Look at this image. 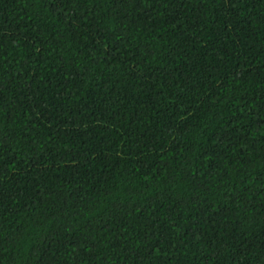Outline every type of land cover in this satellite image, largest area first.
I'll return each instance as SVG.
<instances>
[{"label": "trees", "instance_id": "16d2710c", "mask_svg": "<svg viewBox=\"0 0 264 264\" xmlns=\"http://www.w3.org/2000/svg\"><path fill=\"white\" fill-rule=\"evenodd\" d=\"M0 264H264V0H0Z\"/></svg>", "mask_w": 264, "mask_h": 264}]
</instances>
